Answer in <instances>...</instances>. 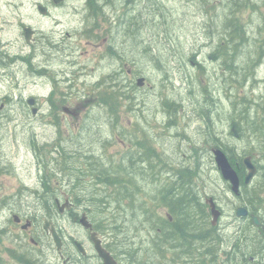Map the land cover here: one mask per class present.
I'll return each mask as SVG.
<instances>
[{"label": "rangeland", "instance_id": "rangeland-1", "mask_svg": "<svg viewBox=\"0 0 264 264\" xmlns=\"http://www.w3.org/2000/svg\"><path fill=\"white\" fill-rule=\"evenodd\" d=\"M47 1L51 0H0V147L2 146V149H0V167L4 169H0V264H33L31 259L26 258L25 254L29 258H33L35 255L33 248L38 246L32 245L29 238L33 237L36 241H40L36 238L34 230L38 229L39 233H42L40 217L52 213L64 237L68 239L72 236L89 251L91 243L88 240V235L79 224H74L70 220L69 215L72 213L69 206L71 205L64 204V200L67 198L69 202H72L76 195L89 198L90 201L96 204L93 206L92 211L98 215V219L101 218L102 221H107L104 207L96 202L102 194H105L102 191L105 186L97 183V172L92 173V169L100 162L118 164L122 160V155L134 146L135 139L130 138L129 133H139L141 130L150 136L155 149L162 152L163 164L165 165L161 167L168 171L162 176L159 175L158 177L161 180L155 181L153 184L152 178L140 169L141 165H138L137 170L147 178L145 179L146 182H143L146 189L150 188L151 192L154 193L159 186L163 185L164 179L168 177L167 174H171V169L182 163L183 166L193 165L190 162L196 159L194 156H197V160L200 162V171L203 174L200 180L203 185L201 187L203 193H208L210 194L209 197H212L217 190L218 204L226 209L224 217L220 220V227L225 229V247L233 252L232 245L236 237H242V233L239 231L246 225L242 221H237L230 210V207L237 204L236 197L232 196L230 192L223 194L225 183L219 173L216 172L209 151L212 146L210 144L215 136L213 133H211L213 135L211 136L210 132L204 129V125L198 120L199 110L196 109V104L190 100L189 94H187L190 88L187 89L183 73L176 69V66L180 68L177 63L179 58L175 57L177 55L173 56L175 54L173 50L177 49V46L174 45L173 50H170L173 43L172 39H179L180 44L183 43L186 48L191 47V49H195L200 53V49L197 50L196 48L203 45L202 23L209 19V21L216 24L217 20L215 18L210 19V17L207 19L204 3L201 4L199 1L163 0L162 4L170 11V20L165 23L166 29L171 28V30H168L170 42L160 41L155 29L152 31H150L152 28L147 29L146 27L139 29L137 40L145 48H148L150 44L156 49L152 51V54L159 53L155 60L163 68V71L166 68L164 64L167 59L166 54L168 52L172 54L173 63L169 62L168 68L169 70L172 68L169 76L173 84H170L163 79L162 73L160 74L155 70L150 58H145L141 52L142 46L135 48V46H131L130 43L124 41L122 36L115 37L114 32L109 30L107 19H103L100 14L95 17H91L90 13L87 14L84 0H68L59 5L57 9L52 8V19L43 18L37 10L38 6L36 5L38 2ZM112 2L113 5L108 4L105 13L108 17L111 16L110 20L115 24V20L119 16L118 11L123 10L124 6L122 4L124 5V3ZM209 3L211 8L221 7L219 0H211ZM229 4L226 2L225 5L224 1L222 3L221 8L225 7V14ZM143 7L145 5L141 4L139 9ZM205 9L207 10V6ZM238 16L241 21L251 20L248 3L246 6L240 7ZM21 24H29L36 33L40 32L44 36L47 35V38L57 41L58 53L55 47H51L52 50L45 44L46 42L41 35L38 37L34 34V40L27 41L22 34ZM221 24L222 19L216 24V29ZM86 30L87 32H85ZM263 37L264 33L262 35L254 34V38H256L255 47L259 48L264 43ZM31 41L34 43L29 45L28 42ZM110 44H114L115 47L121 49L120 53L123 55L121 59L112 61L111 58L106 56L107 47ZM224 45L229 49L228 44L224 43ZM240 47L242 48L241 52L234 59V62H238L235 67L239 70H241V64L247 63L250 67L256 63L258 57L262 59L259 55L257 57L255 50H250L249 47L243 48L242 45ZM207 49L210 50L209 47ZM228 51L234 57V46ZM207 53L204 51L201 54L202 57L195 56V59L201 61V64L207 69V74H209V72L215 71L214 67L210 65L211 63L217 66L218 69L221 68L217 65L220 66L221 59H216L217 56L215 55H211L213 60L207 58ZM16 55H31V57L36 58H32L34 62L39 65H47L50 70L46 71L44 78L35 76L31 66L23 64L21 61L16 60L17 62H15ZM216 60L219 61L216 62ZM261 65L256 67L255 73ZM190 66H184L185 70L190 68L189 70L192 71ZM120 67L123 71L120 70ZM114 71L116 73L122 71L121 80L117 77V82L121 83L122 81L123 85L137 71L141 72V76L145 77L146 81L143 87H138L135 90V94H129L131 99L135 98V100L132 105L124 106L119 110L118 119L121 128L118 127L112 131L109 126L110 119L107 110L94 106L96 100L92 85L101 76L112 75ZM261 71L264 72V66ZM224 74H226V71L218 73L220 77H226L223 76ZM248 75L249 73L246 72L243 78ZM207 77L210 79L209 76L205 78L207 79ZM67 78L69 80L64 82ZM209 79L207 81H210ZM258 81L254 84L252 81L246 83V86L250 84L254 88L253 93L248 88L250 97L260 96V92L264 93V85H261L262 81ZM213 82H216L215 77H213L210 84H213ZM217 82L218 84L213 85V88H217L214 93L218 105L212 107V110L218 111L219 120L226 125V119L230 118L233 113L231 112L230 103L235 95L239 94L238 100L246 97L249 99V95L244 94L243 86L239 87V84H227L225 88L221 82ZM69 85H72L71 89ZM260 85V90H258L257 88ZM218 92L220 93V99ZM7 96L10 98L8 102L4 100ZM30 96L35 98L33 106L27 108L19 103L22 99L27 101L31 98ZM165 97L175 99L182 105L181 113L176 117V120H174V117L172 118L175 123L171 126H168L167 113L162 107V99ZM199 106L202 107L203 102L199 103ZM34 109L35 113L33 112ZM257 114L260 113L257 112ZM216 120H218L217 117ZM255 120L259 122L257 123L258 126L264 127V118L258 121L255 117ZM80 129H84L87 133L86 141L82 140L83 144L79 146L80 153L92 150L93 156L96 157V161L92 160L95 165L83 156H79V161L72 159L64 164L62 162L57 163L56 155V161H54L52 159L54 154H52L50 147L56 137L59 134L65 139L74 136L73 143L78 147L79 140L76 139V135ZM216 130L219 132L218 137L223 139V130H221L220 124ZM34 139L39 141V145H44L42 151L40 149H37L36 152L33 151L32 143L35 141ZM255 139L258 141L257 145L259 146L258 134H256ZM103 141L105 142L101 144ZM137 141L141 140L137 138ZM222 142L225 143V141ZM227 142L234 146L236 148L234 150L238 153H242V148L246 151L250 146L247 145L246 140L228 139ZM195 164L198 166L199 163ZM64 170L66 175L71 176L69 178L71 183L62 181L68 179V176L61 172ZM41 177H47V188L41 186ZM73 184L75 185L73 186ZM46 189L50 190V195L45 193ZM50 196L52 199L56 197L62 206L66 205L63 214H59L55 208H51V212L43 211L42 200L49 199ZM3 208L9 209L3 211ZM73 208L76 211L81 210L76 205ZM12 213L19 215L22 219H32L34 225L32 232L29 230L21 231L20 226L12 224ZM86 216L88 218V215ZM107 229L110 231V227ZM127 235L129 236L127 232L118 235V241H121V238ZM136 237L138 239L126 241L123 249L132 251L137 248L143 240L140 238V233ZM40 238L45 241L44 238ZM100 238L105 240L101 234ZM147 244L148 242H145L144 247ZM39 248L41 249V245ZM39 248L36 250H39ZM245 248L247 251H251L252 246L249 243L248 250L245 244L244 251H246ZM75 249L67 244L64 248L62 262L59 260L58 263L65 264L68 261V255L78 257ZM119 259L121 258L119 257ZM35 261L37 263L38 260L35 259ZM78 261H80V258L75 263H78ZM83 262H87V259L84 258Z\"/></svg>", "mask_w": 264, "mask_h": 264}, {"label": "trees", "instance_id": "trees-1", "mask_svg": "<svg viewBox=\"0 0 264 264\" xmlns=\"http://www.w3.org/2000/svg\"><path fill=\"white\" fill-rule=\"evenodd\" d=\"M112 1L124 3V5L122 4V6H124L123 10L118 11L119 16L116 18L115 24L111 22V16L108 17L105 11H103L104 9H107L106 7L108 4L111 3L113 5ZM195 1H199L201 4L204 3V6L206 7L211 0ZM223 1L225 2V5L226 2L230 3L227 7L226 14L224 7L220 8L217 13H212L214 16L211 15L210 17V19L215 18L217 20L216 24L222 19V24L218 29H216L217 26L214 22L209 21L208 12L204 7L205 12H207L208 20L202 23L203 45L199 47V55L202 57L201 54L206 51L208 52V58L211 57V55L216 56V52L221 51L219 52V58L221 59L220 61H222L223 68L227 73L226 77H228L225 78V80H230L231 76L234 77L235 75H239L240 77L246 75L245 70L235 72L236 69L234 70L233 62L241 52V45L243 48L249 47L251 50L253 39L251 35H248L250 34L249 27L246 24L240 23L237 19V7L235 6L237 3L239 5L241 0ZM84 2L91 17L100 14L103 19H107L106 22L109 23V30L114 32L115 37L119 35L122 36L124 41L130 43L131 46H135V48L142 46L141 52L145 58H150L155 66V70L160 74H163V79L165 81L173 84L169 76L172 68L170 70L168 69L169 62L173 63L172 54L169 52L166 54L168 61H166L167 59L165 60L166 63L164 64L166 65V68L163 71V68L155 60L159 53H157L158 55L152 54V51H155L156 49L150 46V44L148 48H145L142 43L137 40L139 29L141 27H146L147 29L152 28L150 31L155 29V31H157L156 35L160 41H165L167 43L170 42V39L168 38V30H171V28H165V23H168L170 20V11L160 3V0H148L144 3L140 0H84ZM89 4L91 5L90 7ZM141 4H144L145 7L139 9ZM214 10H216V8H209V11L211 12ZM89 20L90 18L88 21ZM85 32H87V30ZM172 40L173 43L171 44L170 50H173L172 48L174 45L177 46V49L179 50L174 49L173 52L175 54H173V56L177 55L175 57H178L181 62L186 61V59L195 55L193 49H191V47L186 48L183 43L180 44L179 39H176V41L174 39ZM247 42L248 44L246 45ZM214 43L218 46V50L215 49ZM224 43L228 44L230 50L234 46V57L229 54V49L226 45L221 46V44ZM205 46L209 47L210 50L205 48ZM120 52L121 49L115 47L114 44H110L107 47L106 56L111 58L112 61L114 59H121L123 55ZM210 52H212V54H210ZM144 56H142V58H144ZM19 57H16L14 60L30 65L33 68V74H36L35 76L40 77L44 75V70L36 71L35 67L30 61L28 62L26 57ZM186 63L188 62L186 61ZM210 65L214 67L215 70L217 69V66H214L213 63ZM176 69L183 73V77L187 71H190L191 75L186 76L185 84H187V89H192L191 91H188V94L190 100L196 104V109L199 110L197 118L200 120V123L204 125V129L208 130L210 134L213 133L215 136L213 137L212 142L210 141V146L212 145L211 148H219L225 155H227L240 179V192L236 197V203L247 209L249 215L247 219H237L235 215L233 216L239 222L246 220L242 221L246 226L242 227V230L239 231L242 233V237H236L232 245V251L234 253L225 247L226 233L224 232L225 229L220 227L221 216L216 224L213 225L211 223L210 208L205 202L210 194L203 193V189L201 188L203 185L200 180L203 177V174H201L200 162H198L197 156H194L196 159H193V161L190 162L193 165L187 164L183 166L182 163L171 169V174H167L168 177H170L164 179L163 185H161V187L159 186L158 190L154 191V193L151 192L150 188L146 189L143 182H146L145 179L147 178L143 173H140L137 170L138 165H141L140 169L145 171V174H147L148 177L152 178L151 181H153V184L155 181L157 182L158 180H161L158 176L164 175L167 169L161 167L162 165H165L163 164L162 152L155 149L150 136L142 130L139 133H129L130 138L135 139L134 146L122 155V160L118 164L112 162H100L97 166L92 161H96V157L93 156L94 153H92V150L86 153H80L79 146L83 144L82 140L86 141L87 139V133L84 129H80L76 135V139L79 140L78 147L73 143L74 136L65 139L59 134L56 137V140L50 147L52 154H54L52 159L56 161L57 155V163L62 162L65 164L68 160L72 159L74 161H79V156L85 157L95 165V168L92 169V173L94 171L97 172V183L105 186L104 190H102L105 194H102L96 202L104 207L108 220L102 221L101 218L98 219V215L92 211L93 206L96 205L95 202L90 201L89 198L76 195L71 204L80 207L81 210L77 212L78 214L71 212L73 214H70L72 221L76 224L81 213H86L92 223L94 232L104 236L109 235L111 237L107 244L108 250L115 255V257H120L124 264H155V261L159 262L164 258L176 260L178 257L187 253L189 255L186 259L190 261L191 264H251L247 258H241L244 255L242 254V250L245 244L248 249L250 243V246H252V249L254 250L245 254L246 256L262 255L264 252V232L261 229L258 230L260 233L255 230L253 231L251 227V216L259 217L260 221L264 223V127L259 126L258 129L254 127L252 132L249 131L250 134L241 136L238 133V136L235 137L232 131L233 128L237 129L238 125L234 120L235 115L238 116L239 124L245 122L248 126L253 125V122L248 118L251 110L248 109L246 103L249 101L246 99L238 100L239 98H233V101L230 103L231 112L233 113L231 114L232 116L230 115V118L228 117V119H226L227 124L225 125L219 120L217 114L218 111L216 112L215 109L212 110V107L218 105V101L212 97L213 92L210 87L211 81H207L209 78L207 77L206 79V75H203L205 74V71L202 70L200 72L199 69L197 73H194L189 70L190 68L185 70L178 66H176ZM120 70H122L121 67ZM115 71L112 72L113 74L110 73L112 75L101 76L98 81L92 85L96 100L94 106L102 107L105 111L107 110L110 119L109 126L112 131L118 127L121 128L118 119V112L122 107L132 105L135 98L131 99L129 94L136 93L135 90L138 89L136 83L138 78L141 77V72H134L132 78L123 85L122 81L121 83L117 82V77L121 80L120 77L123 70L120 71V73H116ZM193 73L195 74L194 81L192 80ZM114 74L116 75V78ZM208 76L210 77V74H208ZM67 81L68 80L66 79L65 82ZM71 87L72 85H69L70 89ZM4 100L6 102L10 101L9 96L5 97ZM202 102L203 106L200 107L199 103ZM19 103L27 107L25 100H20ZM179 104L180 102L175 99H170L168 97L162 99V107L168 117V126L175 123L174 120H176V117L181 113L182 105ZM235 104H238L239 107L237 108V105ZM242 104L245 105L242 106ZM255 104L259 107L255 109V113L261 112L264 116V103ZM173 117L174 120H172ZM216 117L218 120H216ZM219 124L221 125V130H223V139L218 137L219 132L216 130L218 129ZM208 127H210V129ZM122 130L124 132L123 128ZM256 134L259 135V146L257 145L258 141L255 139ZM211 136L213 135L211 134ZM233 137L237 138V141L246 140L247 145H250L246 151L243 148L241 150L242 154L252 157L253 163L257 168L256 177L249 185H245L243 182L246 170L242 164L240 154L235 152L236 148L227 142L228 139L233 140ZM137 138L141 141H137ZM34 140L35 141L32 143L33 151L36 152L37 149L42 151L44 145H39V141L36 139ZM222 141H225V143ZM104 142L105 141L101 144ZM0 149H2V146ZM194 162L197 164L199 163L198 166H196ZM0 169L2 168L0 167ZM61 172L64 173L65 170ZM216 172L218 171L216 170ZM66 176H68V179H63L62 181H68L71 183V180L69 179L71 176ZM74 185L75 184H73V186ZM41 186L47 188V177H41ZM225 189L226 190L223 191L224 195L229 192V186L227 183H225ZM45 193L51 192L49 189H46ZM215 193H217V190ZM213 195L211 198H215L216 200L217 197H214ZM42 207L43 211L51 212L50 209L56 208V204L52 198H49L48 200H42ZM110 209L112 210L107 212ZM159 210H161L163 214H160ZM218 210H220V208ZM50 215L52 214L47 215V218H49ZM108 227H110V231L107 229ZM125 232H127L129 236L122 237L121 241H118L117 236L125 234ZM139 233L140 238L143 240L138 244L139 246L132 251H128L127 249L124 250L123 246L125 245V242L138 239L136 236ZM253 233L255 234V238H253ZM251 241H253L254 247ZM145 242H148V244L144 247ZM25 256L27 259H31L33 264H39L38 261L41 264H52L50 263L48 256L45 258L46 255L43 258L37 255H34L33 258H29L27 254H25ZM72 257L73 255H70V259L66 264H84V259L81 256ZM79 258L80 261L75 263ZM35 259L38 260L37 263Z\"/></svg>", "mask_w": 264, "mask_h": 264}, {"label": "flooded vegetation", "instance_id": "flooded-vegetation-1", "mask_svg": "<svg viewBox=\"0 0 264 264\" xmlns=\"http://www.w3.org/2000/svg\"><path fill=\"white\" fill-rule=\"evenodd\" d=\"M242 1H243V5L242 6H246L247 3L249 4V9L251 11V24L254 25L253 26V32L256 35H262V32L264 31V0H245V1L242 0ZM37 4H39V5H36V6H38V9L41 6L42 10H43V13H44V16H47V17L52 16V14H51L52 8H56V9L58 8L57 6L53 7L52 1L51 2L47 1V2H43V3L38 2ZM236 6H238V3L236 4ZM237 9H238V14H239L240 7H237ZM26 26H29V24H27ZM20 28H21L22 34L25 35V37H28L29 41L32 40V36L35 34V31L33 32L32 30H26L25 28H27V27H25L23 24L20 25ZM40 35H42V34L38 33V37ZM33 43L34 42H28L29 45H31ZM258 55L261 58L262 57L264 58V50L258 51ZM262 67L263 66H261L260 69L256 73H255V70H254V72L252 73L251 77H252V80L254 82L260 80V81H262L261 85H264V78H263L264 77V72L261 71ZM260 81H258V82H260ZM261 85L257 88L258 90H260ZM259 94H260L259 100H262L264 98V93L260 92ZM55 202H56V205H57V201H55ZM58 211H59L60 214H63L64 211H65V207H59ZM159 213L163 214L162 211H159ZM21 219L22 218L20 217L19 220H15L14 225L15 226H21L22 221H24L26 226L24 228H21L20 230L21 231L22 230H25V231L29 230L30 232H32V228L34 226L33 223H32L33 222L32 219H30V218H25L24 220H21ZM47 222L49 223L48 225H46ZM43 227L44 228H42L43 229L42 233H39L38 229L34 230V234H36V238L41 240L40 237H42V238H44L45 240L48 241L49 247H47V248L52 252L50 257L53 258V256H55V257L57 256V260L62 259L63 258V252H62L63 248L60 251H58L56 249L54 250L53 247H52L53 239H52L51 234H50V230H51L52 227L55 228L57 234L59 235V237H61L63 245H64V239L62 238V235L59 233V228H58V226H57V224L55 222V218L51 217V219L49 221H45ZM29 239H30V241H32L33 245H35V246L36 245H41V244L43 245L42 240L40 241V244H39V242L35 241V239L33 237H30ZM73 243H75V240H73ZM37 248H39V247H34L33 249L35 250V253H37L36 255L40 256L41 258L44 257L47 253H49V251L47 252L45 250V248L43 250H42V248L41 249L39 248V250H36ZM103 248L106 251H108V247L106 246V244H105V246ZM85 252H87L86 249H85V251L83 250L82 255H84ZM188 255L189 254L187 253V254H185V255H183L181 257H178L176 260L170 259V258H164V259H161L159 262L155 261V264H191L190 261H188L186 259V257ZM84 258L87 259V262H84V264H102L103 263V261L99 258V256L95 252V250H92V253L85 255ZM118 264H124L122 259H121L120 262H118Z\"/></svg>", "mask_w": 264, "mask_h": 264}, {"label": "bare ground", "instance_id": "bare-ground-1", "mask_svg": "<svg viewBox=\"0 0 264 264\" xmlns=\"http://www.w3.org/2000/svg\"><path fill=\"white\" fill-rule=\"evenodd\" d=\"M86 1V0H85ZM141 2H146V1H148V0H140ZM149 1H151V0H149ZM245 1V0H244ZM163 2V0H160V3H162ZM210 2V1H209ZM219 2L221 3V7H222V3H223V1L222 0H219ZM31 3V2H30ZM243 5V1L241 0V2L239 3V5L238 6H235V7H241ZM31 6V5H30ZM91 5L89 4V7H90ZM93 6V5H92ZM221 7H217L216 8V10H214V11H209V8L211 9V5H210V3H209V5H207V12H208V15H209V17H211V14L212 13H216V11L218 10V9H220ZM94 8V7H93ZM95 9V8H94ZM145 9V8H144ZM103 11H105V9L103 10ZM108 11V10H107ZM89 12H87V14H88ZM108 13V12H107ZM212 16H214V15H212ZM53 23V22H52ZM249 29V28H248ZM243 31V30H242ZM162 32V31H161ZM166 32V31H165ZM169 32V31H168ZM156 33V32H155ZM245 33H246V31H245ZM168 34V33H167ZM138 35V34H137ZM247 35V34H246ZM248 35H250V34H248ZM47 36V35H46ZM49 37V36H48ZM163 37V36H162ZM239 39V38H238ZM249 39V38H248ZM166 40V39H165ZM176 41V40H175ZM174 41V42H175ZM217 41V40H216ZM247 41H249V40H247ZM177 43V42H176ZM250 43V42H249ZM253 43V42H252ZM211 44V43H210ZM248 44V42L246 43V45ZM221 46H223V44H221ZM200 46H197V50L198 49H200L199 48ZM215 49L216 50H218V46L216 45V43H215ZM205 48H208L207 46H205ZM52 50H53V48H51ZM250 49V48H249ZM251 49H253V50H255V52H256V54H257V51H256V49H255V46L253 45L252 47H251ZM175 50H177V49H175ZM32 51V50H31ZM34 51V50H33ZM50 52V51H49ZM193 52H194V54L195 55H193V56H191V57H189L188 59H187V62L188 63H186V61H182L181 62V60H178L177 61V63L179 64V66H180V68L181 69H185L184 68V66H190L191 68H192V72H194V73H197V71L200 69V72L203 70V71H205V74H203V75H206V76H208V74H207V72H206V68L201 64V61H199V60H197V58L195 59V56H199L200 57V55L198 54L199 52L198 51H196L195 49H193ZM219 52H221V51H219ZM219 52H216V56H217V58L216 59H218L219 58ZM198 54V55H197ZM53 55V54H52ZM51 55V56H52ZM16 56H18V55H16ZM25 56V55H24ZM31 56V55H30ZM222 56V55H221ZM215 57V56H214ZM257 57H258V54H257ZM20 58V57H19ZM33 58H35V57H33ZM209 58H211V57H209ZM237 58V57H236ZM235 58V59H236ZM11 59V58H10ZM27 59V58H26ZM212 59V58H211ZM7 60V59H6ZM13 60V59H12ZM20 60V59H19ZM213 60V59H212ZM264 58L262 57V59H260L259 57H258V59L256 60V63L255 64H252L250 67L248 66V64L247 63H244V64H241V70H245V72H248L249 73V75L248 76H245L244 78H243V76H240L239 77V75H235L234 77L233 76H231V78H230V80H225V78H228V77H220L219 75H218V73L220 72V71H225L224 70V68H223V64H222V61H221V63H220V66H219V64H217L218 65V67H221V68H217L214 72H209V74H210V81H213V77H215V79H216V82L214 83L213 82V84H211V89L213 88V85H216V84H218V82L217 81H219V82H221V84H223V86H225V88H226V86H227V84H234V83H236V84H239V85H242V86H244V87H246L247 89L248 88H250L251 89V93H253L254 92V88H252L251 86H250V84L248 85V86H246V83L249 81H252L253 82V84H254V81L252 80V77H251V74L254 72V70H257L256 69V67L257 66H260L261 64V66H264ZM26 61V60H25ZM24 61V62H25ZM219 60H216V62H218ZM258 61V62H257ZM15 62H17V61H15ZM15 62H14V64H15ZM29 62V61H28ZM34 62V61H33ZM7 63V62H6ZM13 63V62H12ZM236 63H238L237 61H235V62H233V67H234V70H235V72H237V71H239V69L237 68V67H235V64ZM27 64V63H26ZM5 65V64H4ZM28 66H30V65H28ZM5 67H7L6 65H5ZM32 68V67H31ZM249 68H251V69H249ZM260 68V67H259ZM250 70H252L253 72H251ZM171 72H172V70H170ZM182 71V70H181ZM193 73V74H194ZM192 74V80L194 81V76H195V74L193 75ZM227 74V73H226ZM226 74H224L223 76H226ZM188 75H191L190 74V71H187V73L184 75V79L186 78V76H188ZM205 76V77H206ZM196 79V78H195ZM169 80V79H168ZM189 80H190V78H189ZM196 81V80H195ZM198 83V82H197ZM251 83V82H250ZM218 86V85H217ZM230 88V87H229ZM217 88L215 87V88H213V90H212V92H213V95H212V97L213 98H215V100H216V95H215V93H214V91L216 90ZM192 90V89H191ZM190 90V91H191ZM211 91V90H210ZM222 91H223V89H222ZM188 92V91H187ZM193 92V91H192ZM188 94V93H187ZM218 94H219V99H220V93L218 92ZM34 96V95H33ZM31 97V96H30ZM31 98H33V97H31ZM37 98V97H36ZM226 100V99H225ZM173 101V100H172ZM249 102L248 103H246L247 104V107H248V109H250L251 111H250V116H248V118H249V120L250 121H252L253 122V125L252 126H248L247 124H245V122L243 123V124H239L238 123V121H239V119H238V116L237 115H235L234 116V120L236 121V123L238 124L237 125V129L236 128H233L234 129V132L236 133V135L238 136V133L241 135V136H246V135H248V134H250V132H252V130H253V128L255 127L256 129H258V125H257V121L255 120V109H257V108H259L254 102H253V100L252 99H250V100H248ZM226 102V101H225ZM251 102V103H250ZM228 103V102H227ZM230 103V102H229ZM180 105V104H179ZM235 105H237V108L239 107V105L238 104H235ZM245 104H242V106H244ZM111 117V116H110ZM199 120V119H198ZM200 121V120H199ZM209 129H210V127H208ZM250 131V132H249ZM217 133V132H216ZM213 150H216V148H211L210 149V151H213ZM221 150V149H220ZM222 151V150H221ZM236 152V151H235ZM80 154V153H79ZM171 156V155H170ZM190 158V157H189ZM191 159V158H190ZM190 159H188V160H190ZM210 160V159H209ZM170 161V160H169ZM195 163V162H194ZM179 164V163H178ZM181 165V164H180ZM196 165V164H195ZM168 172V171H167ZM174 173V172H173ZM136 174V173H135ZM167 174V173H166ZM175 174V173H174ZM140 176V175H139ZM170 177V176H169ZM168 177V178H169ZM172 177V176H171ZM211 187V186H210ZM225 187V186H224ZM208 189H210V188H208ZM215 189V188H214ZM226 190V189H225ZM215 191V190H214ZM207 192V191H206ZM211 193V192H210ZM206 194H208V193H206ZM212 195V194H211ZM214 197L216 196L217 197V199L215 200V198L213 199L214 200V202L216 203V206H217V208L219 209L220 208V216H221V219L224 217V213L226 212V209H223L218 203V194L217 193H215V195H213ZM51 198V197H50ZM48 200V199H47ZM53 200V199H52ZM45 202V201H44ZM206 203H207V201H205ZM240 205H237V204H234V206L233 207H230V210L232 211V213L235 215V213H236V211H237V209L238 208H240L239 207ZM48 208V207H47ZM35 209V208H34ZM49 209V208H48ZM35 211V210H34ZM41 211V210H40ZM222 212V213H221ZM246 212H247V214H246V216H248L249 215V211L246 209ZM248 235V234H247ZM250 241V240H249ZM252 243H253V241H251ZM246 243H247V241H246ZM252 245V244H251ZM254 246V245H253ZM49 247V246H48ZM113 247V246H112ZM240 248V247H239ZM244 248V247H243ZM256 248V247H255ZM249 249V248H248ZM241 250V249H240ZM245 250H246V248H245ZM251 251H254L253 249L251 250ZM250 250L249 251H244V249L242 250V254H244L243 256L242 255H239V256H242L241 258H247L249 261L251 260V259H253L254 257H256V256H259V255H250V256H246L245 254H247V253H249V252H251ZM47 253V252H46ZM45 253V254H46ZM241 253V252H240ZM153 255V254H152ZM75 256V255H74ZM73 258V257H72ZM239 259V258H238ZM74 260V259H73ZM129 263V262H128ZM71 264V263H70ZM73 264V263H72ZM79 264V263H78Z\"/></svg>", "mask_w": 264, "mask_h": 264}, {"label": "water", "instance_id": "water-1", "mask_svg": "<svg viewBox=\"0 0 264 264\" xmlns=\"http://www.w3.org/2000/svg\"><path fill=\"white\" fill-rule=\"evenodd\" d=\"M63 1L64 0H53V2L55 4L63 2ZM143 81H144L143 78L138 79L137 85L142 86ZM28 103H29V105H32L34 103V100L29 99ZM33 112L35 113V109ZM212 154L214 156V162L216 164L217 169L220 172L222 179L229 183L231 193L233 195H238L239 194V188H240L239 178H238V175L235 172V170L230 165L226 155L219 149L213 150ZM242 163H243V165L246 169V172H247L246 176L244 178V184L248 185L252 181L257 170H256L255 165L253 164L250 156L245 157L242 160ZM209 203H210V208H211V212H212V216H213V222H214L217 220L219 212L217 211V209L215 208V205L212 203L211 200L209 201ZM246 214H247V212L244 208H238L236 211L237 217H244V216H246ZM252 219H253V223L255 226H260V222L258 221V219L256 217H253ZM84 227L89 228L90 225L86 224L84 222ZM263 230H264V227H263ZM51 233H52V236H53V239H54V242H55L57 248H59L61 241H60L59 237L57 236V234L53 228L51 229ZM91 239L94 243V248H95L97 255L103 261L102 264H116V262L112 258V256L101 247L100 240L96 239L94 234L91 235Z\"/></svg>", "mask_w": 264, "mask_h": 264}]
</instances>
